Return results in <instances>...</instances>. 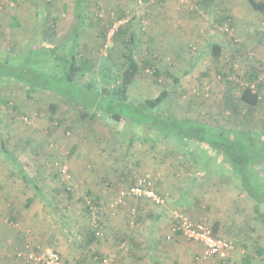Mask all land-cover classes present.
I'll use <instances>...</instances> for the list:
<instances>
[{
    "label": "rangeland",
    "instance_id": "obj_1",
    "mask_svg": "<svg viewBox=\"0 0 264 264\" xmlns=\"http://www.w3.org/2000/svg\"><path fill=\"white\" fill-rule=\"evenodd\" d=\"M26 1L29 0H0V51L3 52L0 54L7 51L16 62H21L33 47L60 50L76 23L75 0H32L28 11ZM87 1V26L79 41V49L92 68L85 76L86 82L99 90L103 88L94 75L100 58L120 64L129 34L134 30L140 69L128 87L129 98L153 99L166 87L171 92L164 108L173 114L219 121L230 131H245L237 125L235 117L227 115L223 95L228 87L220 76L229 75L236 81L230 88L235 98L240 86L251 81L253 86L258 83V76L264 71V13L254 11L247 0ZM221 16L228 17L219 24L217 20ZM118 30L122 32L117 33ZM151 34L159 37L153 35L154 40L149 38ZM167 37L172 39L163 44L161 52L155 45ZM210 44L222 45L219 57L211 55ZM176 46L179 51L173 48ZM195 58V64H190ZM153 71L158 72V77ZM166 71L173 76L180 74L182 81L175 86L165 75ZM259 87L264 95V82ZM68 93L73 101L87 105L83 94L74 89ZM50 106H55V110L50 111ZM87 114L81 119L75 108L39 89L33 90L14 80L0 82V144H5L9 154L0 149V181L5 178L16 189V195L6 198L14 210L0 206V256L6 259L4 264H25L16 254L31 249L56 251L65 256L64 260L66 257L69 261L80 260L79 264H98L102 258H109V264H209L199 260L197 248L193 260L171 256L168 244L178 243L173 239L178 235L174 231L176 215L189 214L180 205L170 207L169 213L168 196L159 194L163 199L161 205L148 199H129L123 206H111L118 191L133 184L139 176H149L154 188L157 187L151 164L157 158L162 163L172 150L179 155L194 156L192 166L198 171L196 175L209 168L211 173L205 175L206 181L213 183L210 177L214 175L223 178L222 185L211 188L224 195L205 192L209 204L220 208L218 214L226 215L228 222L235 213L225 211L224 207L230 203V206L234 203L242 206L236 211V220L246 226L242 237L248 240L244 244L248 246V254H253L254 241L264 248V223L261 218L255 219L253 213L249 215L251 209L246 206L245 197L235 198V189L226 184L229 173L217 162V157L212 164L203 166L204 156L199 147L157 143L153 132L133 122L116 125L112 120L113 124H105L97 118H88L91 111ZM133 117L140 119L137 115ZM251 119L249 131L253 135L264 131V100ZM81 171L87 179L83 184L76 180ZM26 177L31 178L34 189L25 182ZM32 194L34 206L31 204L29 209L14 206ZM4 196L0 190V199ZM222 197L227 199L226 204ZM94 206L97 210H91ZM89 227L95 233L98 228L99 239L88 244L85 236ZM155 231H162L165 245L157 247L154 243L149 248L148 241ZM234 244L237 245L235 241ZM240 247L232 250L238 251L235 255L239 262L246 253ZM129 252L137 257H131ZM250 264H264V257L253 256Z\"/></svg>",
    "mask_w": 264,
    "mask_h": 264
},
{
    "label": "trees",
    "instance_id": "obj_2",
    "mask_svg": "<svg viewBox=\"0 0 264 264\" xmlns=\"http://www.w3.org/2000/svg\"><path fill=\"white\" fill-rule=\"evenodd\" d=\"M247 2L254 11L264 13V0H247ZM88 9L87 0L74 1L76 23L60 50L33 47L21 62L14 61L7 51L4 55L0 51L2 53L0 82L14 80L33 90L39 89L59 97L75 108L81 119H85L88 111H91L92 114L88 118H97L99 122L105 124H113L110 122L112 120L117 122L116 125L124 124L126 121L133 122V125L153 132L158 139L157 143L169 142L183 148L190 145L199 147L203 156L207 155L205 157L208 160L217 157L225 172L229 173V177L236 182L244 196L251 202L255 219L261 218L260 221L264 223V131L255 135L249 131L252 115L264 100L259 87L263 82L254 84V87L251 86L252 81L240 86L239 95L235 98L230 88L236 81L229 75L220 76L228 87L223 95V106L228 110L227 115L235 117L237 125L245 129L244 132L230 131L219 121L181 118L173 114L164 108V103L171 92L166 87H163L153 99L133 100L127 94L128 87L136 78L140 65L135 54L136 34L132 29L121 54L120 64L110 62L105 57L100 58L94 74L103 86L99 90L92 83L86 82L85 76L91 73L92 68L85 58V53L81 48L79 49V41L87 26ZM227 17L221 16L217 23L221 24ZM120 32L122 30L117 31ZM209 51L217 58L222 46L210 44ZM153 74L155 77L159 75L157 71H153ZM165 75L175 86L178 85L179 79L176 76L168 71ZM73 89L86 97L87 105L79 104L68 97V92ZM94 89L97 91L92 92ZM84 90L88 91L87 94ZM54 110L55 106H50V111ZM133 115L139 116L140 119L134 118ZM0 149L2 153L9 155L4 143L0 144ZM25 180L30 182L27 178ZM218 226V222L210 226L212 235L218 236ZM243 228L245 230L246 226ZM243 232L245 234V231ZM85 239L89 244L96 242L99 236L89 227ZM232 243L235 248L236 245ZM256 243L254 241L252 244V255L244 253L242 256L243 264H250L253 256L264 257V248ZM240 246L244 249L248 248L242 243ZM155 264L159 263L155 262Z\"/></svg>",
    "mask_w": 264,
    "mask_h": 264
},
{
    "label": "crops",
    "instance_id": "obj_3",
    "mask_svg": "<svg viewBox=\"0 0 264 264\" xmlns=\"http://www.w3.org/2000/svg\"><path fill=\"white\" fill-rule=\"evenodd\" d=\"M30 2H33V1L29 0V1L25 2L27 11L31 9L30 8L31 6H29ZM192 33L195 34V32H192ZM153 35L157 36V38L159 37L158 34H151V36L149 35L150 36L149 38H154ZM193 37H195V36L193 35ZM198 38H200V37H198ZM155 39L156 38H154V40ZM169 39H172V38L167 37L164 40H163V38H161L158 41L157 45H155V47L160 48V51L162 52L163 51V44L168 43ZM167 47H170V50H173L171 45H167ZM173 48L176 51H179V46H176ZM196 60H197V58L192 60L190 64L194 65ZM184 74H186V72H184ZM175 76H177V74H175ZM179 76H180V74L177 76L178 79H179ZM179 81H182V80L179 79ZM163 143L166 144L169 142H163ZM170 144H172V143H170ZM173 152L174 151L172 150V151H170V154L167 155L168 159L162 160V163H166V164H162L160 158H157L158 160H155V163L151 164V166H152L151 169L154 172L153 175L156 177L155 180L157 181V187H155V192L158 195L160 194L162 196H168L170 198V200H168V206L166 208L167 211L168 212L170 211L169 210L170 207L175 208L176 206L180 205L184 208L183 211L187 212L189 214V216H191L193 219H195V221L204 222V223L208 224V226H211L214 222H218L219 223L218 233H217L218 237H222V238L230 240L232 242L235 241L237 243L236 249L239 250L241 248L240 243L246 244V241H248L247 238L242 237V235H244V232L242 229L244 227V225L242 226V223L239 222L238 219L236 220V218L238 217L236 215L237 214L236 211H238L240 208H242V206H239L236 203H234V205L230 206V204H231L230 203L229 206L227 208H225L224 206L227 202V199L222 197V200L225 201V204L223 205L224 210L225 211L229 210L231 212V214L232 213H235V214L233 215V218H231V220L229 222L225 219L227 217L226 215L220 216L218 214V211H217L220 208L217 209V207H215V205L212 206L211 204H209L210 201L207 198V196L205 195V192L213 191L211 188V187H213L212 185H222L223 184V182H222L223 178L221 176L216 178L217 176L214 175L213 177H210L211 179H214L213 183L206 181L207 178L205 180V175L208 173H211V171H209V168L202 169L201 173H198L196 175V172H198V171H195V168L192 166V163L195 162L194 156L190 155L189 153L187 156L186 154L179 155V154H176ZM202 158L203 159L201 160V163H202V165L204 164L203 166H205V164H212L214 162V159L208 160L207 157H205V156ZM217 162L220 163L219 160H217ZM189 163H190V165H189ZM82 169H84V167H82ZM151 169H149V170H151ZM85 175L86 174H84L83 171H81L80 173L78 172V174L76 176V180H78V182L79 183L81 182L82 184L86 183L87 179H85ZM218 175H221V174H218ZM223 177H224V174H223ZM26 178L28 180H30V182L28 183V182H26V180H25V182L28 183L30 185V187L34 189V187H32L31 178L30 177H26ZM1 180L2 181H0V190H3V194L5 196H4V198L0 199V206H2L4 208L6 205V207L8 206V208L6 210H14L13 209L14 207L9 206V203H7L6 198H9L11 195H16V189H14L13 186L11 187V185H9V183L5 182V178H1ZM210 183H211V185H210ZM226 184L229 186V188L231 190H233V188L235 189L233 192H235V198L236 199H238V198L243 199V197H245L246 206L251 209L250 210L251 212L249 215L252 216V204L247 199V197L243 195L242 192L240 193L239 186H237L238 188H235V185H237L236 182H234L229 177V181ZM207 187H209V189H206ZM199 188H201V190H199L198 191L199 193H198V192H196V189H199ZM38 191L40 194H42L41 193L42 190H38ZM213 194H218L219 197H220V195H224L221 191H213ZM33 197L34 196L32 194L29 198H26L25 200H23L19 203L17 202L18 204H15L14 206L18 205L17 208L21 207L23 209H29L30 208L29 206H31V204H32V206H34L35 200L33 199ZM8 201H10V200H8ZM159 212H161V210L156 212V216L158 215ZM238 215H239V213H238ZM163 226H165V225L163 224ZM225 237H227V238H225ZM173 239H175L178 243H177V245H175L173 243L168 244L169 245L168 250L170 249L173 253L171 256L175 255L178 258L181 257V258H184L187 260H193L194 253H195L194 250L196 248L199 250L198 254L200 255V252L202 249L200 245L184 239L181 235H179V233H178V235H175L173 237ZM173 239L171 241H173ZM154 243L157 244L156 245L157 247L165 245L164 241H163V237H162V231L160 233L155 231L150 236V240L148 241V244H151V245L149 248H152V246L154 247ZM178 245H180L181 248H179ZM146 247H147V245H146ZM96 250L100 251L98 247L96 248ZM237 250H235V252L232 251V252L221 253L217 258H215L211 262H209V264L210 263L211 264H235L236 261H238L237 258L239 259V257L237 255H235L236 253H238ZM246 250H245V252L248 254V248H246ZM102 251H106V250L103 249ZM163 253H164V255L169 256L165 252H163ZM240 253L242 256V252H240ZM158 254H161V252H159ZM128 255H131V257H137L132 252H129ZM1 257H2V259H1ZM61 257H62L64 263L66 262L65 264H79L80 263V260H77V261L70 260L69 261V259L67 257L65 258V260L63 258L65 256L61 255ZM149 258L152 259V255H149ZM240 259H241V261L240 262L238 261V263L243 264L242 263V257H240ZM5 260L6 259L4 258L3 255L0 256V264H4Z\"/></svg>",
    "mask_w": 264,
    "mask_h": 264
},
{
    "label": "built area",
    "instance_id": "obj_4",
    "mask_svg": "<svg viewBox=\"0 0 264 264\" xmlns=\"http://www.w3.org/2000/svg\"><path fill=\"white\" fill-rule=\"evenodd\" d=\"M263 73V74H262ZM258 76L257 82H264V71ZM254 87L253 85H251ZM129 199H148L156 205H161L163 199L155 192L154 183L149 176H139L132 185L118 191L117 198L111 204L113 208L123 206ZM97 210V207H90ZM174 231L184 239L201 246L199 260L210 262L221 253L231 252L234 245L230 240L212 235L211 228L204 222H194L189 216L183 213L176 215ZM99 235V230L95 233ZM18 260L25 264H65L62 257L56 251L42 252L33 249L25 253L16 254ZM98 264H109V258H102Z\"/></svg>",
    "mask_w": 264,
    "mask_h": 264
}]
</instances>
